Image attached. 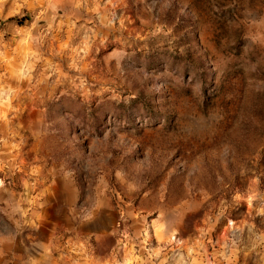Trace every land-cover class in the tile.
Segmentation results:
<instances>
[{"label": "rangeland", "instance_id": "rangeland-1", "mask_svg": "<svg viewBox=\"0 0 264 264\" xmlns=\"http://www.w3.org/2000/svg\"><path fill=\"white\" fill-rule=\"evenodd\" d=\"M0 264H264V0H0Z\"/></svg>", "mask_w": 264, "mask_h": 264}, {"label": "water", "instance_id": "water-1", "mask_svg": "<svg viewBox=\"0 0 264 264\" xmlns=\"http://www.w3.org/2000/svg\"><path fill=\"white\" fill-rule=\"evenodd\" d=\"M42 24H45V21H37V22H36V26H37V27L40 26V25H42Z\"/></svg>", "mask_w": 264, "mask_h": 264}, {"label": "trees", "instance_id": "trees-1", "mask_svg": "<svg viewBox=\"0 0 264 264\" xmlns=\"http://www.w3.org/2000/svg\"><path fill=\"white\" fill-rule=\"evenodd\" d=\"M25 20H26L25 18H22L21 20H16V21L17 23H20V25H22V23H24Z\"/></svg>", "mask_w": 264, "mask_h": 264}]
</instances>
